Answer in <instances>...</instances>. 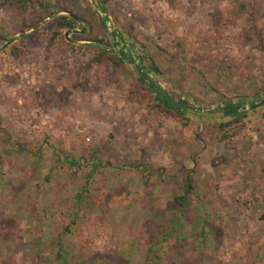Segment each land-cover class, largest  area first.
Segmentation results:
<instances>
[{"label":"rangeland","instance_id":"1","mask_svg":"<svg viewBox=\"0 0 264 264\" xmlns=\"http://www.w3.org/2000/svg\"><path fill=\"white\" fill-rule=\"evenodd\" d=\"M54 2L109 45L0 1V264H264V0ZM102 51L130 58L118 83ZM229 102L246 117L218 141Z\"/></svg>","mask_w":264,"mask_h":264},{"label":"trees","instance_id":"2","mask_svg":"<svg viewBox=\"0 0 264 264\" xmlns=\"http://www.w3.org/2000/svg\"><path fill=\"white\" fill-rule=\"evenodd\" d=\"M4 6H7L15 11H22L24 13L29 11H38V14H41V18L38 19L33 27L37 26L38 23L41 21H45L53 14H57V18L55 19V30L53 31V38L52 41L61 37L65 38V35L69 32L74 31L78 24H81L84 28L82 30L83 36H75V39L82 42H89V43H98V45H109L108 39L110 36L104 34L102 30L105 29V25L102 23L101 19L96 16L94 11L92 10L91 6H84V10L87 13L85 16H81L79 14L73 13V11L69 10L67 7L60 6L55 3L54 0H0ZM103 5L107 3V0H99ZM40 9V10H39ZM104 11L103 7L100 8ZM62 13H67L70 16L61 15ZM74 19H73V18ZM88 31V32H87ZM95 31H100V37L96 36ZM103 33V36H102ZM85 35V36H84ZM262 42V41H261ZM260 42V43H261ZM121 57V56H120ZM124 59V60H123ZM98 60L101 64L107 65L109 68L108 71L110 72L108 76L109 83H118L119 76L118 72L123 66L125 60L131 62L128 56H123L121 58H116L114 56H110L104 51L98 54ZM137 69V74L139 76L140 82L149 89L150 93H153L154 100L157 103V108L163 112L176 111V113L182 116L185 113L184 104L181 102H175V100L169 96L168 93L161 90L152 80H147L146 76H149V73L146 74L142 71ZM150 73L159 74V70L155 66H151L149 69ZM144 75V76H143ZM146 75V76H145ZM243 102H239L237 105L232 103H226L225 106L221 109L224 117V123L219 125L220 131V138L218 141H226L230 139V135L226 133L227 129L232 128L233 126H237V124L241 123L243 119H245L246 114L240 112V108L243 106ZM71 165H75L70 163ZM145 168L146 171L150 170V166H142ZM193 190L192 180L189 178L187 179L186 185L179 191H176L173 196L174 202L180 206L184 207L187 202V197ZM85 192V190H83ZM193 264V263H189Z\"/></svg>","mask_w":264,"mask_h":264},{"label":"water","instance_id":"3","mask_svg":"<svg viewBox=\"0 0 264 264\" xmlns=\"http://www.w3.org/2000/svg\"><path fill=\"white\" fill-rule=\"evenodd\" d=\"M93 1H94L95 6L99 7V1L98 0H93ZM262 104H260V105H262ZM188 111L191 112L192 114H195V115L203 117V118H219L221 116V114H213V113H209V112H196L194 110H188Z\"/></svg>","mask_w":264,"mask_h":264},{"label":"crops","instance_id":"4","mask_svg":"<svg viewBox=\"0 0 264 264\" xmlns=\"http://www.w3.org/2000/svg\"><path fill=\"white\" fill-rule=\"evenodd\" d=\"M81 197V194L77 196V198L79 199Z\"/></svg>","mask_w":264,"mask_h":264}]
</instances>
